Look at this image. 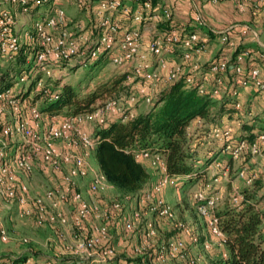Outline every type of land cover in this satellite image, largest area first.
Segmentation results:
<instances>
[{
    "label": "built area",
    "instance_id": "built-area-1",
    "mask_svg": "<svg viewBox=\"0 0 264 264\" xmlns=\"http://www.w3.org/2000/svg\"><path fill=\"white\" fill-rule=\"evenodd\" d=\"M72 1L89 14L88 26L66 19L60 0H0V57L12 62L23 46L34 43L39 48L34 56V64L41 75L36 79V90L47 93L49 85L43 82L42 77L51 78L54 68L73 61L86 64L103 57L108 59L115 68L120 69L125 76V82L134 83L138 96L145 104L151 105L156 94H151L149 87L152 83L162 82L156 73L157 70L166 69L167 75L164 82L167 84L174 82L180 76L181 66L172 64L169 69L166 60L167 55L174 50H179L183 61L192 62L190 73L184 80L186 87H194L198 94L203 95L207 92L206 86L211 84V95H221L224 87L221 76L229 68L228 59L220 58L210 62L204 68L198 66L195 58L205 50V42L196 33L181 35L172 24V14L169 9L157 10L149 1L139 2L134 8L126 6L123 0ZM210 1L217 3L219 0ZM235 3L239 12H244L247 5L252 6L250 13L253 16L264 8V0H235ZM42 7L45 9L39 13ZM15 10H18L20 15L41 16L33 22L31 28H26L25 24L17 22L16 14L13 12ZM32 10H34L33 13ZM118 18L130 21L135 26L125 28ZM194 20L197 24L203 25L198 15ZM148 21L154 23L163 21L165 25L159 28L148 41L147 55L141 52L142 33L138 26ZM214 34L220 45L235 52L237 44L229 37L227 29ZM255 59L262 62L261 67L245 70V62L248 60L251 63ZM234 60L235 65L232 67L234 77L228 94L234 99L233 109L237 116L242 109L241 102L238 100V89L252 88L256 92L264 93V52L253 56L249 50H241L235 53ZM24 83H27L26 75L17 78L14 86ZM12 90L13 87H0V118L4 116L6 109L14 114L13 122L1 125L0 137L9 140L12 137H18L23 145L17 147L10 161L6 159L11 155L9 151L6 153L3 147L0 149V198L13 201L19 208V215L34 216L37 223L46 222L53 226L66 224L68 219L59 209L68 203L74 204L71 223L77 233L78 241L75 251L84 255L83 263L92 261L108 264L113 255V247L109 243L106 226L91 224L88 228L86 224L97 216L109 217L111 220L117 219L120 206L117 202H112L108 209H104L107 212L103 209L100 211L95 204L83 198L80 192L74 189V179L84 175L87 170H91L87 159L94 147L87 131L78 126L81 121L79 116H85L86 119L103 124L107 114L119 115L123 121L133 115L124 111L117 100H109L87 114L74 117H51L48 121H44L43 114L33 106L34 104L29 103L28 98L13 94ZM129 99L134 101L135 97L130 95ZM231 132V127L223 129L211 127L209 133L213 139L224 143L221 152L229 154L232 159L238 158L242 152L249 153L252 157L261 156L264 149V133H257L252 142L240 139L231 143L233 137ZM59 145H62V150ZM5 148L9 150L7 146ZM139 156L153 157L164 175V165L159 155H149L147 152L135 153L137 159ZM34 161L44 164L55 174L61 175V187L48 190L40 197L28 198L26 187L18 185L14 173L20 170L30 174L34 169ZM64 164L69 165L66 173H63L65 170L61 169ZM252 180L253 177H249L245 184L250 185ZM104 184L105 179L99 172L98 175L93 176L88 186L89 192L96 193ZM154 188L155 186L152 185L141 194L143 196L150 194ZM262 196L264 198V191ZM193 199L198 215L205 219L211 232L216 233L223 240V235L218 228V219L212 210L218 197L199 191L193 195ZM159 203L158 215L169 218L171 215H167L168 209L160 206ZM241 206L240 197L234 198L232 208L240 209ZM48 207L51 209L48 210ZM147 227L148 232L145 237L148 238L154 234L150 231V225ZM122 228L129 232L132 224L128 220H122ZM5 239L4 231L0 229V240L5 241ZM143 242L145 240H142L140 247L134 249L135 254L142 251ZM182 248V242H167L158 252L160 256L167 254L172 257L181 252ZM14 261L12 260L9 264H33L31 258L19 259L17 263ZM43 263L56 264L51 260H44Z\"/></svg>",
    "mask_w": 264,
    "mask_h": 264
},
{
    "label": "rangeland",
    "instance_id": "rangeland-1",
    "mask_svg": "<svg viewBox=\"0 0 264 264\" xmlns=\"http://www.w3.org/2000/svg\"><path fill=\"white\" fill-rule=\"evenodd\" d=\"M63 1L74 4L72 0ZM187 1L189 3L192 0ZM60 5L64 10L66 19L75 22L73 20L74 14L70 13L71 11L68 13V8H64L61 0ZM44 9L42 7L39 13H42ZM13 12L16 14L17 22L25 24L26 28H31L33 22L40 19L38 17L41 16L20 15L18 10ZM250 16L255 17L253 24L264 25V16H261L260 19L257 18L259 16L258 13L256 16L250 13ZM81 24L84 25L85 23L81 22ZM85 25L88 26L89 24ZM261 40L264 42V38ZM212 44L215 48H217V44L220 45L218 41ZM244 47L251 48L252 51H259L261 48L245 45L241 46L240 50H243ZM220 48L228 50V57L233 58V50L223 45H220ZM262 49L264 50V48ZM197 58H195V62L198 66L200 65V67L204 68L205 64L201 62V59ZM231 63L235 65V60L231 61ZM10 64L0 57V83L3 79H6L3 77V73L4 71H9ZM176 64L173 63V65ZM167 65H169L168 62ZM10 73H13L12 69ZM156 73L160 76L162 83H164L163 86L166 85L167 83L164 82L167 75L166 69L157 70ZM121 75H123L122 71L115 68L108 59L100 58L94 64L83 65L81 62L74 61L64 64L59 68L53 69L51 78L42 77V80L49 85V88L53 89L69 85L76 89L80 96L96 93L98 97L95 99L94 108L102 106L109 100L116 99L121 108L132 115L138 111L150 109L151 105L138 101L136 97L134 101L129 99L128 90L132 88L134 83L125 82L124 80L121 86L115 88L113 92L107 91V89L111 88L114 80ZM157 85L158 83L151 84L149 87L151 88V94L157 93ZM229 90V87H223L221 96L228 99ZM237 91L240 94L243 90L241 88ZM252 91L254 92V98L258 95L262 96V93L256 92L251 88L250 92ZM263 102L264 99L258 100L256 105L252 104L250 107L246 106L249 102L244 103V112H239L240 114L234 117L233 121H228L226 118L221 119L220 117L216 119L213 125L207 127L199 120L194 121L187 129V135L191 136L189 141L190 148H196L197 141L208 142L214 147L213 140L216 141V139H213L209 133L211 127L221 129L231 127V135L233 136L231 143L237 142V140L246 136L245 130L240 128V126L242 123L252 120L251 118H256L255 122L257 124L254 132L257 133L259 130H264V122L259 118V115L264 112ZM29 103L34 104L35 108H39L42 100L34 99L33 102L30 101ZM6 110L4 116L0 118V128L3 123H11L14 120L12 118L14 116L13 112L9 109ZM115 115L107 114L106 118H111ZM56 117H61V115ZM79 117L81 121L78 126L87 130L88 133L96 128L95 122L92 119H86L85 116ZM48 118L50 117L43 115L44 121H48ZM21 142V139L18 137H12L11 140L0 137V149L3 147L6 153L9 151V154H11L6 159L10 161V158L13 156L10 147H13L12 145L15 146V144L17 147H20L23 145ZM216 142L218 143L219 141ZM5 146L9 150H6ZM59 148L62 150V145H59ZM209 153L211 161L208 162L203 171L204 176L192 182H185L180 177L168 179L163 175L159 164L155 162L153 157L143 158L139 156L138 159L147 161V166L153 170L150 174L152 177H155L152 183L155 186L153 192L145 196L141 192L136 195H122L115 191L106 181L103 187L96 193L89 192L88 186L93 176L98 175L99 172L88 163L91 170H87L84 175L74 179V189L79 191L83 198L95 204L100 211L103 209L105 212L106 210L104 209H108L112 202H117L120 206V210L117 212L119 216L115 220L99 216L90 219L93 225L106 226L107 228L110 238L109 243L113 247V255L108 264H207L225 254L220 236L212 233L210 226L206 225L205 219L196 212V203L193 195L199 191L207 195H216L218 199L212 208L213 212L216 213L224 207H232L234 198L240 197L241 204H243L244 196H242V192L247 188H249L248 193L251 192L252 189L250 187L255 186V181L260 183L261 190L264 191V149L261 156L252 157L247 153L245 161L243 159L240 160L239 157L232 159L229 154V156L221 158L220 155H213L211 151ZM199 162L196 165L202 166L201 162L203 161L199 160ZM147 166L145 167L148 168ZM33 167L34 169L30 174H25L20 170H16L14 173L18 185L26 187L28 198H37L48 190L61 187V175L55 174L51 168L44 166V164L38 161H34ZM68 167V164L62 165L61 169L65 170L63 173H66ZM249 177H253V180L250 185H247L245 182ZM257 198H254V205L258 210L264 212V198H261L259 194ZM158 202H160V206L168 209L169 214L167 215H171L169 218L158 215ZM47 209L50 210L51 208L48 207ZM59 210L68 219L63 226L59 224L53 226L46 222L37 223L34 216L24 217L19 215V208L13 201L0 198V229L4 231L6 236L5 241L0 240V264H9L12 260H23L25 258H31L33 264H45L43 263L44 260H51L56 264H100L92 261L83 263L82 258H85L84 255L75 251L78 240L76 237L77 233L71 223V218L74 214V204L68 203ZM122 220H128L132 224L131 231L124 232L122 230ZM149 225L150 231L154 235L147 238L145 236L146 232H148L146 231L147 226ZM142 240H145L142 244V251L135 254L134 249L140 247ZM167 242H182L183 250L172 257L167 254L160 256L158 250Z\"/></svg>",
    "mask_w": 264,
    "mask_h": 264
},
{
    "label": "trees",
    "instance_id": "trees-1",
    "mask_svg": "<svg viewBox=\"0 0 264 264\" xmlns=\"http://www.w3.org/2000/svg\"><path fill=\"white\" fill-rule=\"evenodd\" d=\"M133 1L137 3L149 1L155 8V0ZM246 9L250 12L251 6L247 5ZM155 24L157 29L165 25L163 21ZM172 24L181 35L189 33L198 35L195 29L178 28L173 20ZM241 46L237 45L233 58H227L229 68L221 76L225 88L232 86L234 64L231 61L233 62L235 53L239 52ZM38 50L39 48L34 43L25 45L16 54L14 61H6L11 63L10 69L7 72L4 71L3 77L6 79H3L0 87H13V94L28 98L32 102L34 99L42 100V104L37 110L50 118L60 115L74 117L93 111L96 108L93 107L95 99L98 97L96 93L80 96L79 92L69 85L55 89L50 87L47 93L35 89L36 79L41 77L34 64V56ZM243 50H249L253 56L264 52V50L252 51L251 48L246 47ZM99 59L86 64H94ZM176 63L181 66L180 76L174 82L164 85L157 91L150 109L138 111L124 121L119 115L107 117L103 124L95 123L96 128L90 133L87 132L94 143L90 156L96 163L98 171L105 181L122 195L139 194L148 188L146 186L151 180V175L142 160L135 157L137 152L159 155L164 165V175L168 178L180 177L185 182L202 178L206 165L211 161L207 154L210 151L213 155L221 154L224 143H217L213 140V147L208 142L197 141V147L191 149L189 142L191 136L187 135V129L196 120H200L207 127L213 125L217 118L225 117L228 121H233L234 117L238 116H235L233 109L234 99L230 96V99L221 95L212 96L210 93L211 84L206 86L207 92L203 95L198 94L194 87H186L184 80L190 73L192 62L183 61L180 57ZM261 65L262 62L258 59L251 63L247 60L244 68L247 70L251 67H261ZM11 69L13 70L12 74L10 73ZM22 75H26L27 83L15 87L14 81ZM124 80L125 76L121 75L114 80L111 88L107 91L113 92L115 88L121 86ZM134 87L133 84L132 88H129V96L133 95L138 101H142ZM238 100L241 102L239 97ZM241 105L240 113L244 112L243 103ZM251 119L240 126L246 133L242 139L248 142H252L257 133H264L263 130L254 132L257 124L256 118ZM12 146L10 150L14 155L17 146L16 144ZM246 154V152H242L239 156L240 160L245 161ZM221 156L224 158L229 155L223 153ZM199 160L203 161L201 162L202 166L196 165L200 163ZM254 185L250 187L251 192L248 193L249 188L242 192L244 203L240 209L224 207L215 213L218 219V228L223 235L221 244L225 249V254L207 264H264V212L258 210L253 202L254 198L258 199V194L263 198V190H261L259 182L255 181ZM91 224L90 221L86 226L89 228ZM122 230L126 232L123 228ZM18 261L15 260L14 263Z\"/></svg>",
    "mask_w": 264,
    "mask_h": 264
},
{
    "label": "crops",
    "instance_id": "crops-1",
    "mask_svg": "<svg viewBox=\"0 0 264 264\" xmlns=\"http://www.w3.org/2000/svg\"><path fill=\"white\" fill-rule=\"evenodd\" d=\"M61 1L62 5H64V8H68V13L71 11L70 13L74 14V21L83 22L85 24H88L90 22L89 14H87L82 8L77 7L71 2L65 3V1ZM123 3L130 8H134L138 4L133 0H123ZM154 6L156 9H169L172 14V20L178 28L195 29L198 33L199 38L204 42H207L204 52L200 57L197 58L201 59V62L204 63L205 66H207L210 62H214L220 58H228V50L220 48V45L218 44L217 48H215L212 44L213 42L217 43V36L214 34V32H219L227 29L229 37L234 40L238 46L253 45L261 47L260 50H263L262 48H264V42L261 40L262 38H264V25L260 26V24H253L255 17L253 18L252 16H250V12L248 9H246L244 12H239L236 8L235 0H220L217 3H212L206 0H192L189 1V3L187 0H155ZM258 14V19H260L261 16H264V8L259 11ZM197 15L201 17L202 22L204 23L203 25H199L194 21L193 17ZM118 19L120 20L122 26L125 28L135 26L130 21L124 20L122 18ZM138 27L140 28V31L142 33L143 45L141 48V52L148 55V41L154 35V33L157 32L158 29L156 27V24L150 21L144 22ZM166 60L169 65L170 63L172 65L173 63L178 62V60H180V51L174 50L171 54L166 56ZM163 84L164 83L162 82L158 83L156 87L157 91L163 88ZM242 90L243 91H241V93L239 94V98L241 102H243V104L249 102V104H246L247 107L252 106V104L256 105V102L258 100L261 101L264 98V94H262V96L258 95L254 98V92H250L251 88H244ZM259 118L264 122V112L259 115ZM209 154H207V157H209ZM222 154V152L221 154H219L220 157H222ZM87 161L91 167L98 170L96 163L91 156L88 157ZM142 163L144 164V166L148 165L147 161H142ZM146 170L149 173L153 172V170L149 167L146 168ZM154 178V176H151V180L146 187L149 188L150 185H152Z\"/></svg>",
    "mask_w": 264,
    "mask_h": 264
}]
</instances>
